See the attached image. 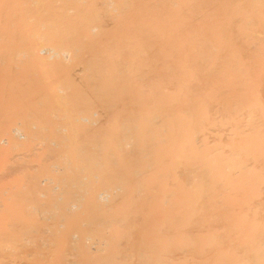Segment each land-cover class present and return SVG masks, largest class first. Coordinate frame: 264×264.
<instances>
[{
  "label": "bare ground",
  "instance_id": "1",
  "mask_svg": "<svg viewBox=\"0 0 264 264\" xmlns=\"http://www.w3.org/2000/svg\"><path fill=\"white\" fill-rule=\"evenodd\" d=\"M0 264H264V0H0Z\"/></svg>",
  "mask_w": 264,
  "mask_h": 264
}]
</instances>
